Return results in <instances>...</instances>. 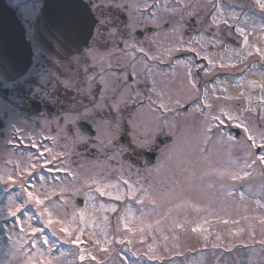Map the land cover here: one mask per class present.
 <instances>
[{
  "label": "rangeland",
  "instance_id": "374dc122",
  "mask_svg": "<svg viewBox=\"0 0 264 264\" xmlns=\"http://www.w3.org/2000/svg\"><path fill=\"white\" fill-rule=\"evenodd\" d=\"M41 1L24 0L27 3H40ZM162 1L146 0L148 5L152 4L153 6ZM164 1L165 4H160L155 10L158 17L157 23L146 15L147 13L138 11V8L144 7L145 0H117V2L125 5L121 10L129 18L126 25H115L117 34L126 31L132 34L134 31L145 29L147 26L156 28L157 33L144 37L140 42L129 41L130 46L127 48L125 44L122 46L121 41H119L120 50L112 48L109 50L112 54L102 62L106 66H103L101 62L94 64L99 69H104L111 64L113 68L118 69V71L116 70L117 73L121 72L120 69H126L123 76L121 73L120 75L110 73L108 77H104L105 82L111 88H108L107 99L103 103L106 104L108 101L109 105L111 104V98L114 95L112 89L117 92L128 93L136 99V103L130 104L127 108L122 107L121 114L125 112L126 118H128L127 124L132 130L129 135L132 139L135 132L140 141H146V146L138 148V150L149 149L152 151L155 149L158 151L156 163L152 166L144 165L143 168L134 166L130 162L125 163L121 157V152L125 149L120 148L116 143H112V140L118 135V130L114 129L110 137L106 136L98 129L100 115H96L94 118L99 132L95 138L96 145L91 146L98 153L90 157L80 154L76 150V146L87 140L80 136H69L65 132L66 124L72 122V117L66 118V124L63 127L58 124L57 120L37 118L30 121L20 117L18 113L12 114L9 109L10 103H3L0 100V119H4L5 113L9 117L3 130V136L0 135V170L12 172L17 163H23L28 159V157L12 154L4 148V142L9 138L10 125H16L25 132L35 135L52 136L54 144L49 147L54 152L63 153V156L67 157L63 162L57 160L59 169H69L75 176L74 181L65 180L60 184L46 185L49 192L55 193L50 200L46 201V204L57 201L56 210L53 213L54 217L66 216L64 225L75 228L78 220L72 222V215L74 212L84 210L86 221L91 219L95 223L85 226V231L81 236V240L86 242L83 247L94 252L98 257L106 255L98 250V241L103 245L105 238L109 241H112L113 237L132 240V244L127 246L116 243L107 245L120 252V256L117 257L113 253L114 258L106 260V264H264V244L259 243L260 240L264 239V225L260 223V220L264 219V207L258 206L249 196H246L244 200L239 198V192L249 188L252 189L253 193L261 191V185L264 184L261 166H254L253 176L246 181L222 180L217 173L229 167L230 158L235 159L239 154V146L227 141L226 137L221 138L216 128H213L214 132L210 139L204 135L207 114L215 113L221 107L229 110L251 108L253 111L244 112L243 116L248 117L249 122H255L258 126L264 127V122L260 120V117L264 116V81L261 86L254 84L256 87H252L253 91L247 89L239 92L236 90L235 93L232 90L219 87L218 84L210 88L205 85L204 91L208 89L207 98L211 99L213 105L207 113L204 112V115H201V106L198 107L197 101H193L191 108L186 113L179 112L165 118L158 107L159 96L157 93L164 97L166 103H170L172 109L187 107L190 101L198 97L197 91L190 88L187 76V72L193 68V65H196L197 72L202 74L203 83H207L208 80L219 75L217 73H219L218 67L221 63L220 57L226 59L225 61H227V57H230L231 60H228L227 63H234L231 55L235 54L236 49L224 36L229 35L235 38L239 47L237 51L241 53V57H238L240 60L243 55H246L245 62L240 63L241 65L235 68L228 67V71L238 72L246 68L252 63L253 57L247 56V51L242 52L243 38L239 37L236 32L235 35L230 32L226 24L225 27L220 24L222 23L221 20L224 22L230 16V13H227L223 7H221L223 15H217L213 8V4L221 5V0H211V2L210 0H181L182 8L185 3L189 5V7L183 8V19H181L179 10L176 13L171 11L173 7L171 1L173 0ZM239 1L242 5L246 4V8L243 5L245 10L253 8V5L248 3L251 0ZM18 2L20 0H15L12 3ZM165 5H167V10H165ZM193 11L196 15L189 16L188 13ZM246 13H242L244 17L241 16L236 25L239 26V23H244L246 19L247 23H244L242 27L248 34V38L254 31L262 35L260 31L264 32L263 26H260V23L256 25L250 23ZM214 16L216 17L215 23L213 22ZM191 18L197 20L194 28L192 27L194 24L190 23ZM230 23L233 25L235 21H230ZM165 24L168 26L167 31L163 28ZM173 25L177 26V32L172 31ZM181 31L189 38H185ZM213 33L221 41L216 46L208 43L209 40L213 39ZM200 36L203 37V40L199 43H193L191 46L196 50L198 49L201 56L207 54L209 59L214 61V67L209 66L206 60L205 65H202L203 62L200 60H193L191 57L188 58V53L184 54L185 49L182 48L188 47L192 37ZM258 38L260 39V36ZM181 40L184 41L183 45L185 46L180 44ZM250 44L249 46L252 45ZM131 45L135 47H131ZM133 48H143L150 55L154 54L160 57L161 59H158L162 62L178 53L187 56L188 60L187 62L175 63L166 71L157 70L142 55L140 56L135 50H131ZM96 49L103 52L101 47ZM168 49H173V51L169 53ZM129 71L135 78L136 83L133 85L126 83V73ZM153 83L156 92L150 91ZM99 84L104 88V84L100 81ZM138 85L140 88L137 87ZM260 88L261 94L258 92ZM136 93H139V96H136ZM149 97L151 100H156L157 104L151 103ZM178 98L182 103H176ZM138 104L143 106L137 108ZM107 109L105 107L102 113L105 117L107 114L109 115V111L105 112ZM162 111L165 110L162 109ZM112 115L114 116L115 113ZM130 118L136 121L135 129L129 122ZM122 123L123 120H121ZM53 127L54 131L52 130ZM158 137L161 139L169 137L172 142L158 150V147L153 145V141L155 143ZM108 139H110V143L107 142ZM116 151L117 154H115ZM9 161L11 162L9 163ZM206 172L207 175H205ZM123 179H128L136 187L137 196H140L143 191H147L148 198L145 199L144 205L129 198L127 195L128 187L123 184ZM109 183L115 184L116 187H104ZM97 185L113 196L120 195L121 199L114 200L108 195L100 196L95 191ZM0 190L4 191L3 186H0ZM44 190L41 189V191ZM230 190L234 191L235 195L230 196L228 194ZM8 195L6 193L0 195V208L7 202L6 197ZM78 198L83 200L81 207L76 204ZM256 199H260L261 203L264 204V197L257 196ZM149 200H154L155 205L151 204ZM177 205H181V207L178 208ZM193 205L198 207L200 211H196ZM126 207L131 209V213L126 211ZM112 208H115L116 211H112ZM141 208L145 209L142 217ZM29 209L32 210V212L28 210V215L33 216L31 222L33 226L43 228V224L35 218L34 207ZM224 219H227L229 223L224 224L222 222ZM157 220L161 222L159 225L156 224ZM3 222L0 220V223ZM125 224L133 228L134 232L126 233ZM148 224L152 225L151 229L147 227ZM193 227L206 231L194 233L191 231ZM56 228V236L52 234L51 229H45L40 237L41 240L48 239L52 246L51 252H48L47 245L39 242L37 247L45 254L42 258H51L56 264H64L65 259L72 260L74 258L68 257L67 253L75 254L76 249L70 244H64L62 238H58L61 236L58 232L59 225ZM140 229L144 231L141 232ZM240 229L243 231L241 232ZM27 232L28 229L25 228V235ZM4 235L0 231V264H31L32 257L36 256V251L29 257H27L26 252H22L24 248L30 249L28 240L26 239L23 245L13 243L17 241L18 237V234L13 232L11 235L12 242L8 245L3 240ZM204 235H208L207 241L203 238ZM217 236L220 239H217ZM141 240L143 243L140 242ZM150 246L154 251H149ZM125 247H127V251H122ZM61 253H64L65 256L61 257ZM149 257L152 258L149 259ZM76 264H79L78 260ZM85 264H89V262L86 261Z\"/></svg>",
  "mask_w": 264,
  "mask_h": 264
},
{
  "label": "snow or ice",
  "instance_id": "6c2138e0",
  "mask_svg": "<svg viewBox=\"0 0 264 264\" xmlns=\"http://www.w3.org/2000/svg\"><path fill=\"white\" fill-rule=\"evenodd\" d=\"M211 2V0H210ZM256 5L260 8L262 12H264V0H255ZM181 6V0H175V5H173L171 11L176 13L179 9L181 14V19H183V8L189 7L187 3ZM213 8L215 9L217 15H223V10L219 4H213ZM123 8L125 5L123 3L117 2V0H89L87 5L79 4L75 11L62 15L59 20V38L57 43L61 49H71L75 48L77 51L79 50V44L87 40L91 34L92 29L95 28L96 36L93 37L94 42L97 39H113L117 35L115 25L111 24V21L108 18V13L105 11L106 9L110 8ZM150 5L147 4L145 0V5L143 9L138 8V11L142 13H147L148 16L154 21L158 23L157 13L155 11H147ZM243 7L242 5L240 6ZM10 8L14 10V15L18 11L19 15L21 16L22 20L24 21V27L26 34L31 37L33 33V25L37 21L40 15V4L39 3H27L24 0H20L18 3H12ZM93 9L95 16L89 13L88 9ZM165 10H167V5H165ZM189 16L196 15V13L190 12L188 13ZM216 17H213V22L215 23ZM240 15L233 11L228 20H224V23L228 26L229 31L231 32L233 29L232 23L230 21H239ZM244 23H247L245 19ZM182 26V25H181ZM235 32L238 34L239 37H242V43L244 44L245 48L247 49V56L252 55L251 46L248 43V34L245 32L244 27H235ZM173 32H177L178 28L176 25H173L172 28ZM105 33L107 37H105ZM203 40V37H192L188 47L186 48L187 51L193 52L195 51L196 56L201 57L203 60L208 61V65L214 67V61L209 59L207 54L201 56V52L199 50L193 49V43H199ZM208 43L216 46V44L221 43L219 38L213 33V39L209 40ZM180 44L183 45L184 41L181 40ZM127 41H125V47H129ZM131 47H135L131 45ZM179 50V49H176ZM137 51L143 53V56L147 58V60H156L158 57L156 55H150L148 51H145L143 48H138ZM169 53L173 51V49H168ZM42 49L39 45H36L33 49V63L32 67L27 71L26 77L27 79L24 80V83H36L38 84L39 88H42L44 91V97L48 98L50 94L47 92V85L49 84V79L45 75L44 71H42L38 65L41 64V56H42ZM71 54V53H69ZM112 53L109 52H100L96 48H90L88 53L84 54L83 57L77 59V63H80L81 60L86 64L88 59L90 58L93 62H103L108 56ZM256 54L260 57L261 61H264V50L260 48L256 49ZM235 55L237 57L241 56L239 51H235ZM246 59V57L241 58ZM230 60V58H229ZM220 68L223 69L225 67L235 68L236 65L229 62L227 64L224 63V58L220 57ZM196 65H193L195 67ZM111 67V64H109ZM150 71V69H149ZM85 72H87V68H85ZM187 76L189 78L190 88L193 90L197 89V83L193 78V73L191 70L187 72ZM39 77V81L36 78ZM23 79V77H22ZM99 80L102 84H104V88L101 89L100 101H92V107L85 108V111L91 115L93 113L100 115V123L98 124V129L101 130L106 136L111 135L112 131L119 130L121 128V108H127L130 104L136 103V99L132 97L130 94L125 92H117L115 89H112L114 95L111 98V104L106 105L103 103L107 99L106 93L108 91V85L104 80L103 69L101 73H98L95 76L89 77L86 81L87 88L81 89L80 91L86 93L90 96H94L95 93L92 92V87L95 81ZM147 82V81H146ZM63 85L64 88L70 89L73 87V82L70 79H65L63 81H59ZM13 85L15 87H22L19 81L14 80ZM7 87L8 85L5 83L3 85ZM252 87H256V85H252ZM152 92H156L155 84L153 83V87L150 89ZM159 96L158 107L165 111H172L170 103H166L164 97L157 93ZM136 96H139V93H136ZM151 100V97H149ZM219 99V97H217ZM151 103L157 104L156 100H151ZM177 104L182 103V101L178 98L176 100ZM201 107V114L204 115V108L211 109L213 105L208 102L207 99V91L203 93V97L201 100L197 101V106ZM105 107H108L109 115L107 117L103 116L102 113L105 110ZM155 111V109H152ZM253 111L251 108H241V109H226L221 107L215 113H208L205 120V131L204 135L206 138L210 139L211 135L213 134V128H216L217 133L221 138L227 139L229 142H233L235 145L239 146V154L236 156L235 159L229 160V167L223 170H220L217 174L219 177L223 179H228L233 182L236 181H246L250 177L253 176V172L255 171L254 166H264V127H260L255 122H249L248 117L243 116L244 112ZM112 113H115L113 116ZM260 120L264 122V116L260 117ZM133 129H135L136 121L130 118L129 121ZM229 129H236L237 131L233 133ZM12 130L15 134L16 140L15 143L13 140H8L7 143L13 145V150H19L21 147L27 148L28 151L26 153L28 159L23 163H17L15 168L12 172H8L5 170H0V186H3L5 192L9 193L6 197V203L2 208H0V220H3L5 223L11 222L13 225L17 227L18 237L17 241L13 243H20L23 245L24 241L28 240V247L30 249L36 250V256L32 257L31 264H56L51 258H42L44 257V253L40 251L37 247V243H41L43 245L48 246V252L50 253L52 250V246L49 244L47 238L43 240L40 237L43 235L45 229H51L52 234L54 236L57 235V228L56 226L59 225L58 232L61 234L60 237L62 238V242L64 244H70L74 246L76 249L75 254L72 252L67 253L68 257H74L72 260H64V264H76V261H79V264H85V262H89V264H106V260L113 259V253L115 256H120V252L115 251L110 246L111 243L121 244V245H130L132 244V240L119 238L116 239L113 237L112 241H109L105 238L104 244L101 245L99 241L97 242V248L100 252L105 253V256H97L94 252L86 250L82 245L86 242L81 240V236L85 231V226L90 223H95L94 220H87L86 221V213L84 210H80L78 212H74L72 215V222H76L78 220V224L75 228L71 226H65L64 220L66 216H61L59 218H55L53 213L56 210L57 201H52L51 204H46V201L50 200L51 197L55 194L54 192H49L46 188L48 185V177L42 175L41 173L44 171H48L51 173L53 169H59L57 165V160L63 156V153H56L53 151L51 147L46 144H41L33 135L23 131L21 128L17 127L16 125H12ZM53 139L48 136H44V140ZM110 143V139L107 141ZM223 142V141H221ZM132 150L136 148H143L146 146V141H140L136 136L135 132L133 133V140H132ZM35 150L33 152L32 150ZM11 161H9L10 163ZM214 172L216 170H213ZM68 175H73L71 172L67 173ZM208 173L206 172L205 175ZM261 174L264 175V167L261 168ZM36 177V184L32 183V177ZM55 176H52V179H55ZM96 183V181H93ZM138 183V182H137ZM123 184L127 185L128 193L130 199L135 200L136 203L144 205L145 199L148 198L147 191H143L140 196L136 195V187L128 180L123 179ZM14 187H18L19 191L15 192L13 195ZM104 187H116L115 184L109 183L106 184ZM41 189H45L41 191ZM95 191L100 194V196L108 195L114 200H120V195L113 196L111 193L106 192L104 188L97 185ZM230 196L235 195L234 191H229L228 193ZM62 196V194H61ZM246 196L251 197L258 206L264 207V204L261 203L260 199H256L257 196L264 197V184L261 185V191L258 193H253L252 189L249 188L246 191L239 192L240 200H244ZM149 202L155 205L154 200H149ZM187 203V202H186ZM30 207H34L35 209V218L43 224V228L34 227L31 223L33 220V216L28 215V209ZM103 207V205H101ZM177 207H181V205H177ZM196 211H200V209L193 205ZM112 211H116L115 208L111 209ZM126 211L131 213V209L126 207ZM145 209L141 208V217L144 214ZM59 216V213H57ZM105 219H107L105 217ZM143 223V220H141ZM224 224H228L229 221L224 219L222 221ZM71 223V222H70ZM161 222L160 220L156 221V224L159 225ZM260 223L264 225V219L260 220ZM147 227L149 229L152 228L151 224H148ZM25 228L28 229L27 234L25 235ZM143 232V229H140ZM194 233H202L206 230H203L198 227H193L191 229ZM242 232L243 229H240ZM125 232L126 233H133L134 229L128 227L125 224ZM74 233H76L74 235ZM95 235V233H92ZM206 241L208 240V235H204L203 237ZM220 239L219 236L216 237ZM7 239L12 242V236L9 232ZM167 239V237H165ZM143 243V240L140 241ZM259 243L264 244V239L260 240ZM216 247V245H213ZM122 251H127V247L122 249ZM149 251H154L151 246L149 247ZM61 257H64L65 254L61 253ZM133 255H136L133 253ZM152 257H149L151 259Z\"/></svg>",
  "mask_w": 264,
  "mask_h": 264
},
{
  "label": "flooded vegetation",
  "instance_id": "af4514ba",
  "mask_svg": "<svg viewBox=\"0 0 264 264\" xmlns=\"http://www.w3.org/2000/svg\"><path fill=\"white\" fill-rule=\"evenodd\" d=\"M113 13L110 11L109 16H112ZM85 65H72L70 67H65L61 65L58 67L59 70V78L57 87L48 85L47 92L50 94L48 98L44 97V91L42 89L41 93L34 94L33 92V83L29 82L28 86L12 88L11 92H8L7 98L9 99V109L12 114L19 113L20 115L24 112H29L31 107L36 111L39 109L41 111L38 116H34L29 118L28 120L32 121L33 119H44V120H57L58 124L62 127L65 126L66 118L72 117V122L68 123L65 127V132L70 136H80V132L77 130V125L79 122H86L89 125L96 126L95 113L89 116V114L85 111V108L92 107V101H98L99 93L101 91V86L97 87V81L94 82L92 87V92L95 93L94 96H90L86 93L81 92V89L87 88V79L92 77L93 71L88 68V71L84 73L82 68ZM46 68L45 70H47ZM104 74V73H103ZM105 75V74H104ZM65 79H70L73 82V87L70 89H66L63 87L59 81H63ZM130 80L128 79V82ZM130 83V82H129ZM36 84V83H34ZM38 85V84H36ZM53 85V84H52ZM34 102V103H33ZM38 104V105H36ZM106 105H109V102H106ZM139 106V105H137ZM141 106V105H140ZM108 108V107H107ZM107 109L105 112H108ZM83 118H81V116ZM108 116V114L106 115ZM5 121H0V135L3 136V130L5 128L6 121L8 120V115L5 113ZM74 118H76L74 120ZM123 123L121 124V128L118 130V136L122 138L123 145H120L124 151L121 152V157L125 161V163L130 162L134 166H138L139 168H143L145 165L144 160V151L145 150H132V137L129 135L131 127L127 124L128 118H126L125 112L122 114ZM54 131V127L52 129ZM82 138H87L81 135ZM116 139L113 141V143ZM118 143V141H117ZM96 142H92V140H87L83 144L76 146V150L78 153L86 155V156H95L98 151L96 149H92L91 146H95ZM149 150V149H147ZM146 152V151H145ZM117 154V151L116 153ZM120 154V153H119Z\"/></svg>",
  "mask_w": 264,
  "mask_h": 264
},
{
  "label": "water",
  "instance_id": "95a60500",
  "mask_svg": "<svg viewBox=\"0 0 264 264\" xmlns=\"http://www.w3.org/2000/svg\"><path fill=\"white\" fill-rule=\"evenodd\" d=\"M73 3H75L74 0H51L45 6L36 23L35 36L32 41L36 45L43 46V49H48L52 56L54 51L65 55L67 51L75 50V48L61 49L57 43L59 38L58 20L62 15L76 10ZM1 4L3 2L0 0ZM0 9V74L4 79L13 81L28 69L31 50L29 43L25 40L24 29L20 26L16 16L12 12L8 13L1 6ZM86 42L87 40L82 41L79 48L85 46ZM66 57L63 56L62 59Z\"/></svg>",
  "mask_w": 264,
  "mask_h": 264
},
{
  "label": "bare ground",
  "instance_id": "6f19581e",
  "mask_svg": "<svg viewBox=\"0 0 264 264\" xmlns=\"http://www.w3.org/2000/svg\"><path fill=\"white\" fill-rule=\"evenodd\" d=\"M256 78L259 79L260 81L262 80V76L261 75L257 76Z\"/></svg>",
  "mask_w": 264,
  "mask_h": 264
}]
</instances>
